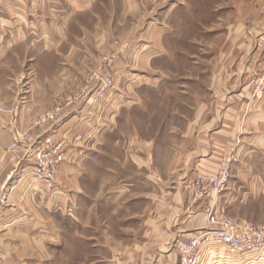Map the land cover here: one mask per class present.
<instances>
[{
  "label": "crops",
  "instance_id": "1",
  "mask_svg": "<svg viewBox=\"0 0 264 264\" xmlns=\"http://www.w3.org/2000/svg\"><path fill=\"white\" fill-rule=\"evenodd\" d=\"M113 1L6 0L0 9L2 57L16 51L19 61L32 64L28 75L33 77V83L36 78L40 79L41 89L18 90L17 98L0 101L16 110L14 116L0 113V264H53L51 253L67 244L66 235L56 228L57 210L54 209L63 207L72 220L69 209L73 211L79 201L74 195L67 200L36 196L30 191L41 189L39 185L33 186L24 176L21 181H14L21 171L33 167L34 156L30 154L33 146L21 144L14 149L10 146L18 131L28 129L33 118L65 103L64 96L69 90H57L58 80L72 79V72L86 73L90 61L101 59V55L91 56L84 49L88 41V37H84V27L80 25L84 35L74 36V31L80 28L81 15L96 13L95 8L104 7L108 14L115 12ZM121 3L125 15L136 13L137 0H122ZM263 33L264 0L240 7L210 67L208 90L194 95V114L181 139L176 168L172 172L175 180L164 179L155 196L151 192L145 195L152 206L145 214L142 235L129 243L122 241L126 236H108V264H178L179 254L172 247L173 240L178 236L189 238L200 234L207 227L211 204V200L196 199L193 193L182 190L178 182L186 174L216 173L237 139L240 143L232 153V175L245 180L254 176L252 184H261L264 176V93L253 94L252 78L262 59L258 40ZM102 38L103 35L94 40L102 41ZM133 38V34H128L120 44L122 55L115 64L120 76L124 73L125 62L137 55L144 60L148 58L146 50L134 52ZM25 47L30 52L26 58L19 53ZM63 63L64 66L58 65ZM21 75L25 77L26 72ZM128 92L134 90L126 91L127 95ZM126 94L122 90H111L100 105H93L90 100L81 101L67 108L59 121L33 129L35 146L47 137L66 143V158L56 179L57 190L76 191V195L82 191L88 167L87 157L78 147L81 135L91 128V123L104 124L109 114L114 120L131 101L124 100ZM8 123H12V127L8 128ZM147 145L149 143L145 142L140 149L137 142L135 152L149 160L151 154ZM228 194L224 192L216 202L218 209L226 213L230 203ZM62 238H65L63 246H53ZM232 262L248 263L238 258Z\"/></svg>",
  "mask_w": 264,
  "mask_h": 264
},
{
  "label": "rangeland",
  "instance_id": "2",
  "mask_svg": "<svg viewBox=\"0 0 264 264\" xmlns=\"http://www.w3.org/2000/svg\"><path fill=\"white\" fill-rule=\"evenodd\" d=\"M5 1L0 0V9L5 6ZM113 2L115 12L108 14L104 7L95 8L96 13L81 15L80 28L74 31V36H79L84 35L82 31L85 30L84 37H88V41L84 49L91 56L101 55V59L90 61L86 73L72 72V79H60L57 84V90H69L64 96L65 103L70 96L84 93L82 99L67 108L81 101L89 102L102 83L100 79L104 70L113 69L115 77V86L107 92L122 90L126 94V91L134 90L124 95L125 101H131L114 120L109 114L108 118L105 116L104 124L91 123V128L81 135L78 147L87 157L88 167L85 169L88 173L83 180L84 188L78 195L74 194L76 191L57 190L56 186L48 191L27 175L31 169L21 171L14 180L21 181L24 176L33 186L39 185L41 189L30 191L36 196L67 200L74 195L79 201L73 211L69 209L73 214L70 215L72 220L63 207L54 209L57 210L56 228L66 235L67 244L65 247L61 244L65 238L53 244L63 246L61 249L52 247L55 248L51 253L53 264H108V236H126L122 241L129 243L142 235L145 214L152 206V201L145 195L151 192L155 196L160 191L162 180H175L172 172L176 168L181 139L194 114V95L208 90L209 70L226 38L228 25L239 14L240 7L256 0H137V11L131 16L124 14L122 0ZM128 34L134 36V52L146 50L148 58L144 60L137 55L130 62H125L124 73L120 76L115 64L122 55L120 44ZM102 35V41L94 40ZM261 36L258 47L262 51V59L252 78L254 95L255 90H264L258 82L264 62ZM28 52L25 47L19 53L26 58ZM111 54H115V60L108 67L104 58ZM31 66L19 61L16 51L5 58L0 52L1 102L3 98H17L18 90H41L40 79L36 78L34 84L33 77L28 75L27 70ZM23 71L26 72L25 77L21 75ZM7 125L12 127V123ZM60 142L64 143L66 152L65 141ZM137 142L140 149L145 142L149 143L147 150L151 159L147 160L135 152ZM239 143L237 139L231 148L236 150ZM198 174L183 176L178 182L182 190L186 191L184 185ZM254 179V176L245 180L232 175L223 191L230 196L227 212L264 224V176L262 180L259 177L261 184H252ZM213 250L217 258H210V261L207 258L205 264H238L232 261L242 258L233 256L223 246ZM220 253L222 258L218 257ZM243 264H264V261Z\"/></svg>",
  "mask_w": 264,
  "mask_h": 264
},
{
  "label": "built area",
  "instance_id": "3",
  "mask_svg": "<svg viewBox=\"0 0 264 264\" xmlns=\"http://www.w3.org/2000/svg\"><path fill=\"white\" fill-rule=\"evenodd\" d=\"M260 46L264 53V34L261 36ZM104 59L108 67H111L115 54ZM262 71L259 74L261 77L258 78L260 88H264V62ZM103 73L104 76L100 79L102 83L90 97L95 105H99L108 93L107 90L115 86L113 69L107 72L104 70ZM255 93L262 94L264 90H255ZM83 96L84 93L75 94L70 96L64 105L42 112L32 120L28 129L18 131L10 146L13 149L21 144L33 146L30 154L34 156V166L27 175L48 191L55 188L59 167L66 158L64 143L47 138L42 144L35 146L32 142V131L47 122L59 121L65 113V108ZM0 113L14 116L16 110L13 106L0 104ZM233 151L234 149L222 160L216 173L199 172L184 185L185 190L193 193L197 199L211 200V204L207 214V227L200 234L189 238L178 236L174 240L172 247L179 254L178 264H204L205 258H217L213 249L218 246L225 247L230 254L242 257L241 259L248 263L264 261V224L230 215L217 207V198L226 189L232 177ZM218 257L222 258L223 255L220 253Z\"/></svg>",
  "mask_w": 264,
  "mask_h": 264
}]
</instances>
